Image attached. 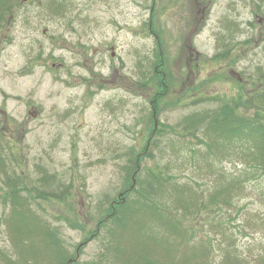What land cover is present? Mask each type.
<instances>
[{
    "label": "rangeland",
    "instance_id": "1",
    "mask_svg": "<svg viewBox=\"0 0 264 264\" xmlns=\"http://www.w3.org/2000/svg\"><path fill=\"white\" fill-rule=\"evenodd\" d=\"M49 1L22 0L0 25V130L9 178L12 170L21 172V194L30 196L34 212L58 233L67 255L121 193L124 168L147 138L155 88L146 81L157 60L147 29L152 4L170 87L158 106L157 122L166 127L141 166L171 176L169 184L198 186L206 205L214 196L216 171L227 178L244 171L242 158L234 155L211 158V165L206 145L179 123L238 99L239 86L249 97L264 88V0H209L196 30L193 23L208 0H57L58 10ZM227 49L228 58L219 57ZM197 137L203 138L201 132ZM1 176L0 264H16L20 256ZM243 181L231 206L218 197L217 207L208 205L200 214L179 209L201 239L216 240L202 264H225L226 255L242 256L233 264H264V178ZM167 194L154 196L159 206L171 205ZM112 241L101 232L78 252L76 264H117L106 249ZM33 244L39 253L26 252V264H47L40 238Z\"/></svg>",
    "mask_w": 264,
    "mask_h": 264
},
{
    "label": "trees",
    "instance_id": "2",
    "mask_svg": "<svg viewBox=\"0 0 264 264\" xmlns=\"http://www.w3.org/2000/svg\"><path fill=\"white\" fill-rule=\"evenodd\" d=\"M21 2L22 0H0V25ZM51 6L55 10L60 8L57 0L49 1V7ZM153 13L152 4L147 29L156 41L157 60L151 66L149 79H146L147 84L151 83L155 88L154 95L150 99L151 113L148 121L145 122L148 130L147 138L140 150L133 152L129 159L130 164L124 168L125 183L121 193L109 204L94 229L77 245L76 250L81 252L88 241L98 238L100 233L104 232L112 236L113 241L106 249L117 256V264H193L197 259L199 262L195 264H202L204 258L210 255L216 240L210 242V238L206 239V236L201 239L194 226L190 225L188 220L184 222L181 219L180 210L188 212L187 216L200 214L208 205L214 204L217 207L218 197H223L222 202L231 206L232 194L240 190L243 180L250 176L264 178V88L258 94L249 97L241 94L242 88L239 86L238 99L223 102L215 108L188 114L179 123L182 132L191 134L198 142L206 145V151L213 156L205 154L209 157V162L212 161L211 158L221 161L231 158L232 155L241 157L244 162V171L238 174L230 173L229 178L224 172L216 171L215 175L213 174L215 191L214 196L209 197L207 205L199 199L201 194H198V186H182L174 180L169 184L167 179H172L171 176L162 175V171L157 168L155 170L141 166L140 162L144 154L148 152L147 155H150L149 149L157 147L154 137L159 134L161 127H166L157 122L158 106L167 96L170 87L167 74L163 70L164 45L160 31L153 25ZM228 51L229 49L219 57H227ZM217 58L215 56L211 59L213 61ZM196 88L198 87L195 86L194 89ZM254 104L255 108H253ZM241 107L245 108L246 112H242ZM251 108L254 109L253 113H249L248 109ZM200 132L203 138L197 137ZM4 142L5 133L0 130V175H2V183L6 185L7 205L10 204L9 225L12 230L13 245L20 256L16 264L27 263L24 256L26 252H31L32 255L39 253L38 250L31 249L35 245L34 237H39L44 244L41 248L49 258L47 264H76L77 251L67 255L58 233L49 229L34 212L30 196L21 194L25 188L21 172L16 173L12 170L13 177L9 178V167L4 157ZM215 159L211 165L214 164ZM9 179L12 181L9 182ZM45 180L48 181L49 178L44 177L43 181ZM160 191L168 192V196L171 195L170 206H159L160 202L154 196H160ZM156 221H159L162 228L157 226ZM219 235L223 237L222 233ZM196 238L199 240L195 241ZM200 242L201 244L198 245ZM218 245H222L221 240ZM155 246L157 251L153 252L152 247ZM0 257H4L1 252ZM32 258L35 259L34 256ZM237 259H242V256L224 257L225 264H233Z\"/></svg>",
    "mask_w": 264,
    "mask_h": 264
},
{
    "label": "flooded vegetation",
    "instance_id": "3",
    "mask_svg": "<svg viewBox=\"0 0 264 264\" xmlns=\"http://www.w3.org/2000/svg\"><path fill=\"white\" fill-rule=\"evenodd\" d=\"M203 4V2H202ZM209 5V0L207 1L206 5L203 6L202 10H201V13H200V17L197 19L198 21L196 22V26H195V23H193L194 25V29L196 30L197 27L200 25V23L204 20V18L206 17V10H207V7ZM196 21V20H195Z\"/></svg>",
    "mask_w": 264,
    "mask_h": 264
},
{
    "label": "water",
    "instance_id": "4",
    "mask_svg": "<svg viewBox=\"0 0 264 264\" xmlns=\"http://www.w3.org/2000/svg\"><path fill=\"white\" fill-rule=\"evenodd\" d=\"M113 55V54H112ZM156 125V124H155Z\"/></svg>",
    "mask_w": 264,
    "mask_h": 264
}]
</instances>
